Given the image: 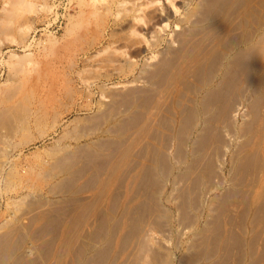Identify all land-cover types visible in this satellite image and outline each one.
Returning a JSON list of instances; mask_svg holds the SVG:
<instances>
[{
    "label": "bare ground",
    "instance_id": "bare-ground-1",
    "mask_svg": "<svg viewBox=\"0 0 264 264\" xmlns=\"http://www.w3.org/2000/svg\"><path fill=\"white\" fill-rule=\"evenodd\" d=\"M7 1L16 9L22 2ZM79 1L88 10L70 18L79 20L72 31L85 17L90 36L81 37L84 42L110 50L111 42L104 43L111 23L129 0ZM134 8L122 18L132 17ZM171 13L149 11L156 37L151 49L159 46L161 31L151 24L176 16ZM186 21L190 26L175 33L177 44L140 68L144 88L125 86L92 103L89 117L73 116L74 130L45 149L47 159L36 155L24 174L7 158L8 136L27 145L51 137L64 116L85 109L69 77L51 98L30 92L24 78L14 82L27 74L20 64L31 53L10 56L14 81L0 92V193L26 192L0 223V264H264V0H200ZM22 23L18 32L25 33ZM42 192L59 199L47 201ZM173 227L177 241L170 248L166 235Z\"/></svg>",
    "mask_w": 264,
    "mask_h": 264
},
{
    "label": "rangeland",
    "instance_id": "rangeland-1",
    "mask_svg": "<svg viewBox=\"0 0 264 264\" xmlns=\"http://www.w3.org/2000/svg\"><path fill=\"white\" fill-rule=\"evenodd\" d=\"M6 1L7 0H4V2L0 1V18H1L0 25L3 26L2 24L4 23V26L2 27V29H3V31L7 29V31H4V34H3V32L0 33L3 35V36H0V92H1V90L5 89V88H3L5 86V83H6V85H8L7 81L10 84V82L14 81V79H15L14 82H20L21 83V79L24 78L22 80V83L25 84L27 86V88H29L28 89L29 91L31 90L30 92L36 93L35 94L36 96H41L43 98H45V97L51 98L50 97L51 95H53L55 97L59 93L60 86L64 82H66L67 78L69 77L70 79L75 80V81H73V85L75 83L74 87H77V89H79V91L82 92V93H80V98L77 99V105L79 104L81 106V108L85 109L83 112H79L78 111L79 108L77 107V108H75L76 110H74L72 112V114L70 113V114L64 116L65 117L64 123L59 128V131L57 132L56 135H53L51 137L41 139V140L37 139L34 142L28 143V145L27 144H20L19 143L20 141H17V140H20L19 137H13V139H12L11 137L8 136L9 139L6 140V141H9V142H7V145H8V143L10 145V146L9 145L7 146L8 148L5 147L2 143H0V145L2 147L4 146L7 150L8 160L11 161L12 165L14 167H16L17 170L21 174H24L31 166H33V167L35 166V161L38 158L36 155L39 154L41 158L47 159L45 149L47 151L50 148H52L54 145H57V142L59 141V139L61 138L63 133H67L68 130H69V132H72L74 130L73 127L75 126V122H73L74 121L73 116H74V118L77 116H79L81 118H84L86 116L89 117L90 115L93 114V113H91L92 111L90 110V105L93 106V104H94L93 107H95V105H97L100 100L101 101H107V99L109 100L110 95L114 94L115 92H119V91L124 90L125 86H126V89L129 86L127 90L134 89L135 87H139V85H141V86L143 85L142 87L141 86L140 87L144 88V86H145L144 80L140 74L141 69L145 66V64L147 62H151V61L156 62L161 57L162 54L167 52V50L170 48L169 46L176 42L175 36H176L177 32H180V30L182 29L181 27H183V28L187 27L188 28L190 26V22L188 23L186 21V15L189 12V10L194 8L195 5H197V3L200 0H198V2H197V0H192V1L191 0L190 1H188V0H171L170 3L172 1H174L171 3L173 5H171L169 3V0L168 1L167 0H158L159 2L157 1V3H155V2L150 3L151 0L150 1L149 0H129L124 5L125 7L123 6L125 11H124V9H122V12H120V15L117 18L118 20L116 19L117 22L112 21L113 23H111V27H110V30L108 33L111 34L112 32H114V30L117 29V31H115V32H117L118 35H117V37L112 38V37H110V34H107L108 36L106 38V42L104 41L105 42L104 45H107V43H109V41H110L111 42L110 46L115 45V47L109 46V48H111V49L106 51V52L101 51L102 47H100L99 45L88 46V44L84 42V40L86 38L88 39L90 36L89 35V24L87 22V19H84L85 17L84 18L81 17L80 22L83 21V23H81L82 26H80V27L77 26L75 29V32L72 31L74 29V25L79 20L77 19L75 21V20L70 19V18H73V17L79 18V15H80L79 12L81 10H82V12H84L83 11L84 7H82L83 3L80 4L79 0H22V2H20L19 6H17V9H16V7H14L12 5V8H15V10H14L15 14H14V12H13V14L11 13L10 9H12V8H11V6H9L13 3H9L8 1L7 2ZM27 1L28 2L32 1V2H29V4H27L28 3ZM195 1H196V3H195ZM147 2L149 3V5L146 7H142V5L147 3ZM192 3H193V5H192ZM194 3H195V5H194ZM187 4L189 6L191 5L190 8ZM138 5H139V7L141 6L143 9L140 10L141 7L137 8ZM4 6H5V8H4ZM23 7H25V8H23ZM185 7H187V8H185ZM132 8H134V11L137 15L133 11L132 12V13H134V15L132 16L133 18L132 17H124L127 15L126 11L127 12L130 11V9H132ZM159 8L160 9L165 8V9L169 10L170 13L172 12L171 13L172 16L173 15H176V16L170 17L168 19L165 18L164 20H163V17H161V18L157 17L156 19H154V22L151 25L156 27V31H159V30H161V31H159L160 32L159 33L160 39H159V46H157V48H159V49H157V48L151 49L150 44H151L152 40H156V37H155V34L154 35L151 34V31H150L149 25H148L149 23L147 21V19H148L147 15H148L149 11L152 12V11H154V9L159 10ZM174 8H177L176 10L179 9L178 10L179 14L178 13L176 14L174 12L175 11ZM184 8H185V10H184ZM86 10H88V8L85 7V12H84L85 14H87ZM16 11H18V12H16ZM8 12H9V14H8ZM158 12H160V11H158ZM4 13H6V14H4ZM123 13L125 14L123 16L124 18H122ZM6 15L7 16L10 15V16L7 17ZM17 15H19L18 16L19 18L21 17L19 20L14 19V18H13L14 21L10 20L12 17H15ZM134 17H136V18H134ZM184 17H185V19H183ZM2 18L5 21H3ZM130 18H132V19H130ZM179 18H181V19H179ZM129 20H130V22H129ZM16 21L17 22L19 21L20 23L23 22L22 24H24L23 26L25 28V31H24L25 33L21 32L22 30L20 32H18L19 25H17V24H19V22L17 23ZM71 21H74V22H71ZM84 21L86 24H84ZM6 23L7 24L10 23L11 26L9 25V27H8V25H6ZM127 23H129V24H127ZM120 24L121 25L125 24V27L120 26ZM130 24H133L132 25L133 27ZM69 29H70V32H68ZM79 29H80V31H79ZM120 29L122 30V32ZM146 29L147 30L149 29V30L147 31ZM157 29H159V30H157ZM76 30H78V31H76ZM76 32H78L77 33L78 35L76 34ZM83 33H84V35H83ZM151 35H153V36L151 37ZM162 35L164 36V38ZM120 36H122V37L120 38ZM81 37H86V38L82 39ZM76 38H77V40H76ZM152 38H154V39H152ZM121 39H124V40H121ZM79 40H81V41H79ZM117 40H119V41H117ZM49 41H51V42H49ZM176 44L177 43H175L174 45H176ZM83 45H85V46H83ZM167 45H168V47H167ZM87 46H88V48H86ZM147 47L150 49H148ZM83 51L85 53L87 52L86 53L87 55L85 57H83V55H82ZM99 51L101 52V54L99 53ZM116 51H118V52H116ZM147 51H150L152 54L150 52H147ZM159 52L160 53L163 52V53L159 54ZM25 53H27V54L31 53V56H30L31 60H29V57H28V59L26 58L25 63L22 62V64H20V65H22V67L21 66H19V67L24 69L23 71H25V72H23V75L27 72V74L30 73L31 76L29 74L28 75L26 74L24 77L23 76H16V78H14V79L10 78L11 77V76H9L10 72H11L10 71V65H9V63L11 61L10 56L12 54L13 55L14 54H16V55H23L24 54L25 55ZM95 53L98 54V56ZM79 54H81V55H79ZM131 54H133L134 56H132ZM152 55H155V56H152ZM158 55H160L159 58H158ZM77 56H79V58ZM80 57H82L83 59ZM132 57H133V59H132ZM153 57L156 59V60L154 59L155 61L152 59ZM148 58H150V59L148 60ZM87 59H88V61H87ZM130 60H131V62H130ZM84 61H85V63H84ZM76 63L79 64L78 65L79 67H75ZM131 63L133 64V67L129 68V64H131ZM119 67H121V68H119ZM84 68H86V69H84ZM70 70H71V72H70ZM75 70L77 71V74H76ZM82 70H83V73H82ZM79 72L81 73L82 76L80 75ZM44 73H45V75L46 74L47 75L45 76ZM65 73H67V74L65 75ZM68 74H69V76H67ZM78 74H79V76H81V78L78 76ZM38 75L40 76V78H38L39 77ZM41 75L42 76L44 75V76L42 77ZM136 76H138L139 78ZM41 77L43 78V80ZM25 78H26V80H25ZM27 78H29V80ZM32 78H34V79H32ZM37 79H39V80H37ZM133 79H134V81H133ZM137 79H138V81H137ZM16 80H18V81H16ZM31 80H33V81H31ZM23 81L24 82L27 81V82L24 83ZM86 81H87V83H86ZM34 82L37 85H35ZM136 82H137V84H136ZM27 83L30 85H27ZM134 84H135V86H134ZM104 85L106 87H104ZM29 86L30 87L32 86V87L30 88ZM120 86L122 89L118 88ZM111 89H112L113 93H112ZM85 90L87 91L88 94L86 93ZM90 92H91L92 96L90 95ZM87 95L90 97V99L91 98L92 99L91 100L88 99L89 97ZM84 97L85 98L87 97L86 98L87 100L84 99ZM79 102H81V103H79ZM82 104H83V107H82ZM81 114H83V115H81ZM238 118L241 122L242 120L240 119L239 116H238ZM72 119H73V121H72ZM64 124H65V127H64ZM35 130H32V132H33L32 135L34 136V138L35 137L39 138V134H38L37 130L36 131ZM61 132H62V134H61ZM51 139L54 143L56 141L57 142L54 144L51 141ZM55 139H56V141H55ZM67 140H69V139H67ZM16 142H18L17 147L14 144ZM40 143H42L43 145ZM13 147H14L13 151L15 153L12 151ZM19 148H20V150H18ZM8 149H11V150H9V153H8ZM22 152L23 153L25 152L24 155ZM10 153H13V154H10ZM16 153H18V154H16ZM226 161H228V157L226 158ZM228 169H229V167L227 165L226 169H225L226 173L228 172ZM20 189H22V188H20ZM23 191L25 193L26 189H24ZM23 191L18 190V191H14V193L9 192L6 194V196L4 195V193L2 194V192L0 193V223L1 224H3L6 221L8 215L10 213V209L12 207H10L9 204H12L15 201V199L18 200L19 198H21V193H23ZM44 192H46V191H44ZM44 192L40 193V197L45 198V200H47V201L48 200H55L56 201L59 199L58 196L46 195L47 193H44ZM18 196H20V197L18 198ZM28 199L32 200V197H27V200ZM20 213H22V211ZM23 219H24V222H27L25 218H23ZM169 229H171V230H169ZM169 229H168V234H167V231L165 234H167L166 236L168 239L172 238V240L170 239L166 244H168V246H170V248L171 247L173 248V245L177 241V236H175L176 233L174 234V232H176V227L169 228ZM169 231H171V232H169ZM186 231L188 232V230H186ZM168 235H170V236L173 235V236L168 237ZM170 241H171V243H170ZM30 242H31L30 240H28L26 242V249L29 248ZM175 250H176L175 248L172 249L173 253L178 255L179 251L176 252ZM175 264H179V263H175Z\"/></svg>",
    "mask_w": 264,
    "mask_h": 264
}]
</instances>
